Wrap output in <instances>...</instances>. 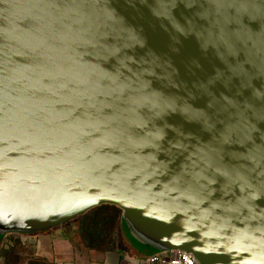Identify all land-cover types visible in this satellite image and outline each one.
I'll return each mask as SVG.
<instances>
[{"label": "water", "instance_id": "1", "mask_svg": "<svg viewBox=\"0 0 264 264\" xmlns=\"http://www.w3.org/2000/svg\"><path fill=\"white\" fill-rule=\"evenodd\" d=\"M254 3L256 14L264 0ZM187 11L170 0H0V238L42 233L109 205L152 255L264 264V183L242 171L181 179L184 162L160 147L165 125L180 123L171 105H207L204 85L217 64L192 36L176 35L169 17L181 22ZM241 24L254 33L247 48L259 69L261 19ZM130 33L139 43L114 57L104 39L128 42ZM125 54L137 67H159L139 81L121 77L114 92ZM252 88L264 89V75ZM248 123L251 136L264 133V124Z\"/></svg>", "mask_w": 264, "mask_h": 264}, {"label": "snow or ice", "instance_id": "2", "mask_svg": "<svg viewBox=\"0 0 264 264\" xmlns=\"http://www.w3.org/2000/svg\"><path fill=\"white\" fill-rule=\"evenodd\" d=\"M170 3L189 10L185 13L186 20L181 22L169 17L176 35L192 36L200 49L213 55L217 64L204 85L208 97L206 106L191 100L179 109L171 105L180 123L171 128L165 125L168 141L160 145L161 150L184 162L189 170L181 177L184 180L199 172L219 178L242 171L249 179L264 183V133L251 136L254 128L248 123L251 120L264 124V89L257 93L252 88L257 72L264 75V54L257 69L247 48V41L254 33L241 24L242 17L255 19L259 15V31L264 35V5L253 14L249 10L255 9L254 0H170ZM127 41L119 34H110L104 44L111 47V54L116 57L123 48L139 43L131 33ZM117 59L114 92L120 87L121 77L126 80L130 76L139 81L141 75L151 74L153 68L159 67L155 60L141 62L137 67L136 61L127 54L125 59ZM126 63L127 76L120 71ZM124 102L134 101L125 96Z\"/></svg>", "mask_w": 264, "mask_h": 264}, {"label": "crops", "instance_id": "3", "mask_svg": "<svg viewBox=\"0 0 264 264\" xmlns=\"http://www.w3.org/2000/svg\"><path fill=\"white\" fill-rule=\"evenodd\" d=\"M112 211L114 212L111 206L103 205L88 211L84 216L101 219L104 214ZM81 219L82 217L48 231L31 234V240L46 242L54 263L58 264H147L148 258L152 256V252L133 243L126 234L123 235L121 226L118 233L113 235L112 247L103 244L80 251L77 230Z\"/></svg>", "mask_w": 264, "mask_h": 264}, {"label": "rangeland", "instance_id": "4", "mask_svg": "<svg viewBox=\"0 0 264 264\" xmlns=\"http://www.w3.org/2000/svg\"><path fill=\"white\" fill-rule=\"evenodd\" d=\"M120 213L103 215L104 231L97 234L94 225L100 222L98 218L82 217V222L77 230L80 251L83 248L99 247L110 241V232L115 221V231L120 227ZM75 219V220H78ZM113 221V222H112ZM102 223V224H103ZM92 225V226H91ZM113 225V226H112ZM91 226V227H90ZM0 264H58L54 263L50 254V247L46 242L31 240V234H7L0 238Z\"/></svg>", "mask_w": 264, "mask_h": 264}, {"label": "built area", "instance_id": "5", "mask_svg": "<svg viewBox=\"0 0 264 264\" xmlns=\"http://www.w3.org/2000/svg\"><path fill=\"white\" fill-rule=\"evenodd\" d=\"M158 262L163 264H197L190 254L178 250L154 254L147 260V264Z\"/></svg>", "mask_w": 264, "mask_h": 264}, {"label": "trees", "instance_id": "6", "mask_svg": "<svg viewBox=\"0 0 264 264\" xmlns=\"http://www.w3.org/2000/svg\"><path fill=\"white\" fill-rule=\"evenodd\" d=\"M107 206H109V205H107ZM112 208H113V210H114V212L112 211V213H120V210L118 209V208H116V207H114V206H111ZM81 216H84V214L83 215H81ZM99 221L100 222H97V226H96V224L94 225V229H93V231H95V233H97L98 235L99 234H102L103 233V231H104V224H105V221H107V220H104V223H103V219H99ZM113 222V221H112ZM103 223V224H102ZM114 225V226H113ZM112 226H113V228H112V231L110 232L111 234H110V241L108 240V242H107V246L108 245H110L111 247H112V245H113V243H114V238H113V235L114 234H117L116 233V231L114 230L115 229V221H114V224H113ZM92 226V225H91ZM90 226V227H91ZM121 233L124 235L125 234V229H124V227H122L121 228ZM2 238V237H1Z\"/></svg>", "mask_w": 264, "mask_h": 264}]
</instances>
